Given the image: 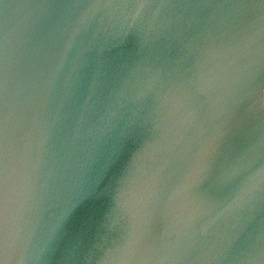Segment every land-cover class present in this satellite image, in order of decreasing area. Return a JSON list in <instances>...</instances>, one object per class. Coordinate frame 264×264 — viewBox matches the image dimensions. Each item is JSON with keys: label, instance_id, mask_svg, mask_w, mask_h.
Returning a JSON list of instances; mask_svg holds the SVG:
<instances>
[{"label": "water", "instance_id": "95a60500", "mask_svg": "<svg viewBox=\"0 0 264 264\" xmlns=\"http://www.w3.org/2000/svg\"><path fill=\"white\" fill-rule=\"evenodd\" d=\"M0 264H264V0H0Z\"/></svg>", "mask_w": 264, "mask_h": 264}]
</instances>
